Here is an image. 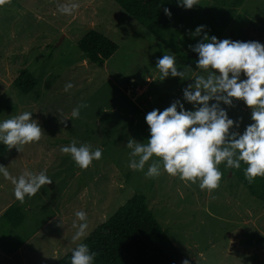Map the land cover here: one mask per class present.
<instances>
[{
  "label": "rangeland",
  "instance_id": "rangeland-1",
  "mask_svg": "<svg viewBox=\"0 0 264 264\" xmlns=\"http://www.w3.org/2000/svg\"><path fill=\"white\" fill-rule=\"evenodd\" d=\"M71 2L79 4L72 15L58 11V5ZM197 4L183 8L173 19L169 38L158 41L112 0H3L0 120L32 112L42 136L21 152L0 145V165L9 173V178L0 174V264H53L135 194L146 197L190 264H264V203L233 180L231 169L219 166V187L209 193L198 183L183 182L163 171L148 178L128 166V140L149 138L148 112L163 111L176 100L186 110H194L183 101V89L194 81L162 80L155 68L157 59L174 55L183 70L181 56L200 25L219 40L245 42L250 26L264 29V0H197ZM213 7L228 16L224 28L209 14ZM89 30L118 46L102 68L89 63L79 50L78 43ZM23 69L38 80L27 95L13 84ZM68 82L74 87L65 92ZM81 104L86 107L78 119L69 120L67 127L60 123L61 114L70 117ZM222 107L240 122L235 130L243 133L253 123L251 109L242 100ZM73 141L100 148L101 159L87 169L78 168L70 155L61 152ZM24 171H44L53 182L20 202L14 197L11 177ZM10 206L21 207L25 217L17 229L2 217ZM77 211L86 213L88 229L84 238L73 241L74 224L80 223Z\"/></svg>",
  "mask_w": 264,
  "mask_h": 264
},
{
  "label": "clouds",
  "instance_id": "clouds-1",
  "mask_svg": "<svg viewBox=\"0 0 264 264\" xmlns=\"http://www.w3.org/2000/svg\"><path fill=\"white\" fill-rule=\"evenodd\" d=\"M177 3L189 10L198 5L197 0H177ZM78 7L75 2L64 3L58 5V11L72 15ZM164 12L171 15L167 8ZM204 29L205 26H198L194 35L201 36ZM190 47L198 55L195 71L190 75L191 67L178 69L174 55L158 58L155 68L162 80L179 77L194 81L183 89V101L194 110H186L184 103L176 100L163 111L148 112L145 121L149 138L146 142L130 138L126 144L129 168L144 172L148 178L158 177L163 171L183 182L198 183L202 191L209 193L219 187L221 164L229 169H240L242 163L246 165L244 175L249 183L264 177V45L258 41L219 40L205 33ZM242 74L245 79H241ZM73 87L68 82L64 91ZM234 100H242L251 109L253 123L243 133L235 130L240 122L231 119L222 107H231ZM83 107L86 105L74 107L70 117L61 114L60 123L67 127L69 120L79 118ZM41 136L42 128L33 119L32 112L24 111L0 120V145L9 150L15 148L21 152L23 146L39 141ZM61 152L70 155L80 169H87L102 157L100 148L93 149L88 143L78 145L75 141L62 146ZM0 174L9 178L2 165ZM11 182L14 197L23 202L25 197L34 196L42 186L53 181L44 171H24L18 177H11ZM75 215L80 223L74 224L76 231L72 240L78 241L86 236L88 223L85 212L77 211ZM95 256L87 244L80 243L72 250L70 264H94ZM182 264L190 261L185 259Z\"/></svg>",
  "mask_w": 264,
  "mask_h": 264
},
{
  "label": "trees",
  "instance_id": "trees-1",
  "mask_svg": "<svg viewBox=\"0 0 264 264\" xmlns=\"http://www.w3.org/2000/svg\"><path fill=\"white\" fill-rule=\"evenodd\" d=\"M112 1L158 41L169 38L173 30L174 17L183 10V7L178 6L177 0ZM165 8L170 11V16L165 14ZM216 12L213 7L209 14L218 18L221 27L227 25L228 16L221 14L220 10ZM205 31L206 29L201 36H195L190 46H194ZM247 37L249 41H258L264 45V29L260 27L250 26ZM78 47L89 63L100 68L118 50V46L111 39L96 30H89L79 41ZM181 57L184 65L195 71L198 55L191 51V47ZM13 84L18 91L27 95L37 87L38 80L28 69H23ZM245 167L246 165L242 163L240 169H231L233 180L246 189L249 196L264 203V177H257L249 183L244 175ZM2 217L14 229L19 228L25 219L21 207L15 206L8 207ZM82 243L87 244L89 249L96 253L94 264H181L183 260L181 252L149 207L148 200L140 194H135L129 199ZM71 253L72 250L53 264H70Z\"/></svg>",
  "mask_w": 264,
  "mask_h": 264
}]
</instances>
